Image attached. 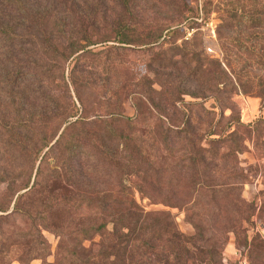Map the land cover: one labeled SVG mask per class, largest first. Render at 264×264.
Returning a JSON list of instances; mask_svg holds the SVG:
<instances>
[{
  "label": "trees",
  "instance_id": "trees-1",
  "mask_svg": "<svg viewBox=\"0 0 264 264\" xmlns=\"http://www.w3.org/2000/svg\"><path fill=\"white\" fill-rule=\"evenodd\" d=\"M114 1L124 8L132 2ZM227 6L224 31L245 36L236 45L229 43L248 56L263 52L264 0ZM99 8L92 0H0V264L34 259L49 264L44 231L63 237L56 226L58 206L72 209L83 222L71 232L79 246L95 235L101 242L111 241L100 248L98 258L82 264H217L225 233L233 231L238 243L247 245L243 224L264 218V190L258 207L242 195L250 180L240 167L244 148L237 129L253 126L237 115L219 128L222 118L214 112L187 106L182 99L186 79L170 80L169 72L185 69L188 78L202 81L207 94L211 64L199 60L191 65L193 59L181 45L163 49L169 34L138 40L121 20L106 38L88 34L97 27ZM108 42L112 44L90 48ZM128 48L151 54L147 72L161 73L163 81H150L147 75L140 90L118 84L111 93L107 90V106L116 105L118 93L134 96V119L122 114L121 104L105 114L83 113L79 89L103 80L96 78V70L86 69L82 57ZM77 71L85 77L81 85ZM153 114L151 125L145 120ZM126 123L137 125L136 132L121 130ZM249 168L258 170L257 165ZM132 189L167 206L208 194L217 218L226 221L223 232L206 239L204 227L191 222L195 231L185 235L165 212H144Z\"/></svg>",
  "mask_w": 264,
  "mask_h": 264
},
{
  "label": "rangeland",
  "instance_id": "rangeland-1",
  "mask_svg": "<svg viewBox=\"0 0 264 264\" xmlns=\"http://www.w3.org/2000/svg\"><path fill=\"white\" fill-rule=\"evenodd\" d=\"M243 1L132 0L129 7L124 8L114 0H92L95 5L96 3L100 5V8L95 23L97 27H90L87 33L96 40H101L110 36L113 33L112 28L115 22L121 20L129 23L133 35L138 40L159 33L169 34V37L165 39L166 43L162 45L163 49H172L175 45H181L187 57L193 59L191 65L199 60L211 64L209 77L212 76V78L210 84L207 85L211 91L207 94H203L202 81L188 78L185 69L171 70L169 79L176 81L179 78L182 80L185 78V94L182 99L193 111L202 105L206 110L214 112L217 119L222 118L219 128L225 125L228 118L237 115L244 124L253 126L248 131L243 128L237 131L243 138L244 148L243 153L239 155L240 167L244 169L250 180L244 184L242 195L247 201L255 200L258 207L260 192L264 190V51L251 56L244 54L229 42L233 40L236 45V40L244 41L245 36L242 37L239 31L227 33L222 26L223 18L227 16L225 14L227 4L240 5ZM84 5L87 6V2ZM197 12L198 16L195 14ZM188 19L191 20L187 21ZM74 23L76 24L74 30H76L79 24L75 21ZM168 29L174 31L176 35L174 36L175 33L172 34V31L166 33ZM162 39L163 37L159 39V42H162ZM111 44L110 42L97 43L90 48L94 51ZM151 57V54L144 53L140 49L129 48L118 54L84 55L82 60L86 69L89 70L91 67L96 70V78H101L107 84L111 83V86L108 89L103 87L102 81H97L99 84L95 87H81L79 91L83 96L84 108L80 109L83 113L85 111L91 117L94 114H105L110 110H115L121 104L122 114L134 119L138 114L136 105H134V96L130 99L125 94L118 93L116 105L107 106L105 99L108 94L106 92L108 90V93H111L110 90L114 89L115 84L140 90L139 84L147 75L150 81L161 83L165 78L160 76L161 73L156 75L153 70L147 72V63ZM178 58L176 56L174 60ZM98 73H100L99 76ZM84 79V74L77 71L76 82L81 85ZM69 89L75 101L72 88ZM155 100L158 99L155 98ZM140 109L143 110L144 106L141 105ZM221 112L223 117L219 116ZM154 119L153 114L151 119L145 121L152 125ZM203 120L209 121L210 119L205 117ZM119 127L125 133L136 132L138 129L137 125L127 123ZM255 165L258 166L256 172L249 168ZM2 188L0 186V190ZM132 191L144 212H165L173 221L175 228L185 235H191L195 231L191 222H198L205 228V230L203 228V233L206 239L214 235L219 236L223 232L222 227L226 221L221 217L217 218V208L209 201L208 194H194L184 205L180 206L176 201L171 203V206H167L156 203L147 196H140L133 189ZM55 209L57 210L56 226H59V232H63V237H58L52 231H44V236L50 244L47 263L82 264L83 261L98 258L99 250L104 243L106 246L111 244L110 240L101 242L100 237L95 235L91 239L84 240L79 246L71 236V232H74L83 222L79 218L75 219L78 215L71 214L72 209L63 206ZM252 223L243 224L246 228L245 234L249 236L247 245L238 243L233 231L225 233L226 241L221 248V255L217 257V264H238L242 260H246L249 264H264V239L260 233L261 227L264 226V218L255 217ZM110 227L111 225H108V229ZM11 264L20 263L15 260ZM29 264H42V261L34 259ZM187 264H193V261L190 260Z\"/></svg>",
  "mask_w": 264,
  "mask_h": 264
},
{
  "label": "built area",
  "instance_id": "built-area-1",
  "mask_svg": "<svg viewBox=\"0 0 264 264\" xmlns=\"http://www.w3.org/2000/svg\"><path fill=\"white\" fill-rule=\"evenodd\" d=\"M260 233H261L262 238L264 239V226L261 227ZM238 264H249V263L246 260H242Z\"/></svg>",
  "mask_w": 264,
  "mask_h": 264
}]
</instances>
